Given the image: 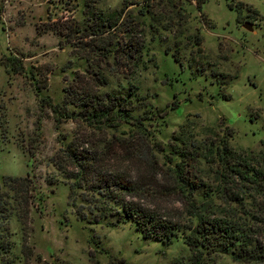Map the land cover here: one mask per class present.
<instances>
[{
    "label": "trees",
    "instance_id": "1",
    "mask_svg": "<svg viewBox=\"0 0 264 264\" xmlns=\"http://www.w3.org/2000/svg\"><path fill=\"white\" fill-rule=\"evenodd\" d=\"M98 1L85 0L81 20L59 18L38 27L55 33L59 44L70 43L71 53L85 60L83 71L64 78L63 98L58 102L39 93L45 83L37 80L33 86L39 108L51 111L55 128L66 121L74 124L68 139L63 134L51 162L68 186L76 218L98 222L110 216L117 225L131 221L144 237L162 243L179 236L188 254L169 264H226L227 258L232 264H264V136L258 148L243 147L232 142L229 125L215 128L186 118L171 133L168 151L159 156L164 147L144 124L152 113L148 109L133 113L148 105L135 82L145 22L127 9L130 0L111 9L97 5ZM232 1L228 7L239 14L242 2L231 6ZM203 2L196 1L198 10ZM138 3L137 13L154 20L153 0ZM148 27L157 28L153 21ZM191 39L196 52H202L201 36L194 33ZM172 57L182 64L178 46ZM5 59L13 72L23 70L18 56ZM218 83L223 86L226 81ZM222 97L227 98L225 93ZM166 113L164 109L156 114ZM257 117L251 114V119ZM124 124L127 129L121 127ZM39 128L37 124V134ZM55 180L54 175L49 177V182ZM3 185L12 190L22 229L21 252L30 258L28 214L35 184L28 176L7 175ZM3 196L0 191V260L13 264L7 250L9 212ZM87 256V264H100L93 250ZM106 264L132 263L109 255Z\"/></svg>",
    "mask_w": 264,
    "mask_h": 264
},
{
    "label": "rangeland",
    "instance_id": "2",
    "mask_svg": "<svg viewBox=\"0 0 264 264\" xmlns=\"http://www.w3.org/2000/svg\"><path fill=\"white\" fill-rule=\"evenodd\" d=\"M130 1L127 9L145 22L147 30L135 82L148 105L133 113L140 115L147 109L152 113L144 124L164 147L158 155L168 151L171 133L186 118L215 128L229 125L234 144L258 148L264 136V0H240L239 14L228 7L230 0H204L200 10L197 0H153L154 20L137 13L139 0ZM84 2L0 0V191L9 212L7 250L13 264H87L90 250L100 264H106L109 255L122 256L132 264H169L188 254L182 238L162 243L144 237L133 222L117 225L110 216L98 222L77 219L68 186L51 162L64 141L63 134L68 139L74 124L66 121L55 128L51 111L39 108L33 86L37 80L45 83L39 93L58 102L63 98L64 78L83 71L85 60L71 53L70 43L59 44L55 33L38 27L59 18L81 20ZM121 2L99 0L97 5L111 9ZM151 21L157 27L154 31L148 27ZM246 21L251 29L243 26ZM194 33L202 38L200 53L191 39ZM176 46L182 64L172 57ZM9 55L20 58L22 71L9 69L5 59ZM223 79L226 83L221 86L218 81ZM164 109V116L156 114ZM251 114L258 117L251 119ZM7 175L28 176L35 184L28 214L30 258L21 252L16 202L12 190L3 185ZM51 175L56 177L53 182H49ZM225 262L232 264L229 258Z\"/></svg>",
    "mask_w": 264,
    "mask_h": 264
},
{
    "label": "water",
    "instance_id": "3",
    "mask_svg": "<svg viewBox=\"0 0 264 264\" xmlns=\"http://www.w3.org/2000/svg\"><path fill=\"white\" fill-rule=\"evenodd\" d=\"M243 26L246 27V28H248V29H251V24L248 21L244 22L243 23Z\"/></svg>",
    "mask_w": 264,
    "mask_h": 264
}]
</instances>
